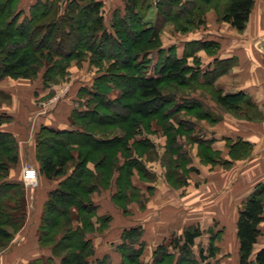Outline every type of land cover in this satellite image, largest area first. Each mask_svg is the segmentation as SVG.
<instances>
[{
    "label": "trees",
    "instance_id": "obj_1",
    "mask_svg": "<svg viewBox=\"0 0 264 264\" xmlns=\"http://www.w3.org/2000/svg\"><path fill=\"white\" fill-rule=\"evenodd\" d=\"M149 2L150 0H125L124 13L114 14L115 20L110 26L113 29L110 31L105 24L101 0H36L22 19L16 0H0V80L5 77L29 79L37 73L35 65L48 63L49 66L44 72L45 82L48 83L55 80L57 64L55 58L65 61V68H59V72L66 74L69 61L72 59L80 62L87 52H91L98 60H102L110 54L107 52L108 46L122 47L127 58H118L119 64L125 68L137 67L142 69L143 73L135 72L127 83L132 93L136 94L132 99L125 102L120 98L112 102L108 98L98 100L100 109H106L105 115L108 116L110 111L104 107V103L110 105V108H113L111 107L113 105L120 107V111L114 113L119 120L111 122L109 119L105 123L116 126L127 121L128 117L134 116L139 119L150 117L160 104L169 100L172 102L162 92V71L166 72L168 79H173L180 86L193 81L204 83L205 77L211 76L214 80L222 73L224 68L218 71L217 65L226 68L230 62L215 60L213 68L202 72L201 75V70L197 66L188 64L185 54L181 57L172 56L170 61L162 63L158 70L159 74H145L146 68L143 66L145 62L140 60L142 54L161 46L159 32L152 28L150 22L144 20ZM157 2L158 5L165 6L163 11L169 15L167 21L173 20L177 26L185 30L189 26L203 23L206 11L214 8L223 21L242 31L253 4V0H157ZM176 3L179 5L177 11L172 12ZM163 11L157 10V15ZM196 43L206 46L207 43L213 42ZM99 80L106 83L104 86L106 89L119 88L114 84V80L106 75L95 80V87L96 81ZM87 92L93 96L100 93L97 88L87 89ZM233 98H244L251 104L250 99L242 92L222 93L217 90L215 95L219 106L238 111L239 105L232 100ZM188 104H185V107L191 106ZM204 113L201 118L206 116ZM97 114H100L98 108L83 111L76 109L73 123L82 129L58 130L52 126L41 125L36 134L35 159L38 163V174L49 180L63 178L55 188L49 190L38 227L40 245L45 247L51 242L54 243L52 255L37 258L28 264H90L89 257L94 255V247L87 234L95 229L93 217L97 211L91 194L99 187H108L115 171H120L123 166L126 167L123 178L132 175L131 158L127 157L129 160L122 165L119 164V155L123 152L120 149L127 146V139L117 135L111 137L96 135L92 130L105 125L93 118ZM76 117L89 118L95 125L89 127L77 123ZM8 119L5 113H0V127ZM209 141L211 140L198 138L202 160L215 163L219 153L210 149ZM226 141L231 159L242 158L252 150V144L242 139H237L236 142L232 139ZM179 155L185 159V154ZM90 161L93 163V169L87 167ZM17 162V140L11 132L0 128V249L6 246L12 233L21 227L25 219L22 185L18 181L8 180L10 169ZM70 163H73L71 171L68 170ZM223 163L228 166L231 162L225 160ZM177 168L182 169L184 173L194 169L185 168L184 160ZM176 175L175 170L168 171L166 179L171 185L186 183V178H178ZM115 181L118 191L124 192L117 191L114 198L122 200L128 193L126 191L129 180L126 178L124 183L120 184L118 175ZM133 189L134 191L128 193L131 198L136 194V188ZM263 211L264 183L261 182L255 185L238 211L236 232L239 241L238 264H264V246L253 255L254 245L261 233L259 224L263 220ZM74 220L78 222L76 226H72ZM108 220V216L99 218L103 227ZM201 232L199 226H189L182 234L161 243L155 254L160 250L162 253H168L167 247L170 245L176 249L179 257L188 259L192 264L195 261L199 262L204 258V253L202 250L199 252L200 260L193 258L192 246ZM59 233L62 236L57 240ZM141 233L142 229L139 226L130 227L123 232L122 241L127 251H122L123 261L119 264L137 263L140 249L143 248L140 242ZM213 254L214 252H209V256ZM163 259L160 261L164 262ZM106 261V258L96 259L95 264H110Z\"/></svg>",
    "mask_w": 264,
    "mask_h": 264
},
{
    "label": "rangeland",
    "instance_id": "obj_2",
    "mask_svg": "<svg viewBox=\"0 0 264 264\" xmlns=\"http://www.w3.org/2000/svg\"><path fill=\"white\" fill-rule=\"evenodd\" d=\"M35 1L36 0H16L17 8L22 13L20 19L29 12L30 6ZM101 2L105 24L108 29L112 31L113 28L111 29L110 26L112 21L115 20L114 14L118 12L119 14L124 13L125 0H101ZM149 3L148 8H146L147 11H145L144 20L145 22H150L152 28L159 32L158 36L161 46L160 48H153V50L148 53L142 54L140 60L145 62L143 65L144 68H146L144 71L145 74L156 75L159 74L158 70L162 63H167L172 56H177L174 52V48L179 45V42L183 38V34L193 30L199 25L189 26V28L185 30L177 26L175 21L170 19L167 21L166 18L169 17V15L163 11L165 6L158 5L157 0H150ZM178 6L179 5L176 3L172 8V12L177 11ZM157 10H161L163 13L157 15ZM205 15L206 13L204 14V21L200 25L205 23ZM155 20L157 21L155 22ZM124 46L125 45H123V47ZM217 51V44L207 43L206 46H201V44L193 42L188 46V52L186 53L187 60L192 66H197L201 70L202 75L203 68L206 71V67L203 66L206 65L208 60H211L208 56L216 54ZM107 52L110 53L109 56H107V54L106 59L102 60H98L91 52H87L86 56L80 62L77 59L70 60L66 69V74L59 72V68H65V61H59L58 58H55V63H57L55 64V80L48 81V83L45 82L44 79V72L49 66L48 63L35 65L34 68L37 70V73L34 77L29 79L11 81L12 84L9 86L0 82V113L5 112L7 114L6 116L9 117L7 122H15L16 127L11 133L18 139L23 137L27 139L32 138L39 124L47 123L51 125V122L55 119H53V117H55V109L60 103L62 104L64 102L68 103L70 109L75 107L71 111L72 117H75L74 113L76 109L83 111L89 108H98L100 114L94 117L92 116L98 123H105L109 119L111 122L119 120L114 113L120 111V107L113 105L111 106L113 108H110V105L104 103V107L110 111V116H108L105 115L106 109H100V102L98 100L108 98L112 102L116 98H120L125 102L126 100L132 99L136 94L132 93L127 83L132 74L135 72L141 74L143 71L137 67H135V69H133V66L132 68L131 66L130 68H125L119 64L118 58H127V54L124 53L122 47L108 46ZM127 62L129 63V61ZM200 64L203 66H200ZM223 68H225L223 65H217L216 67L218 71H221ZM102 75H106V77H110V79L114 80V84H117L119 88L111 90L106 89L104 87L106 83H102L100 80L96 81L97 85L95 87V80ZM162 75V92L165 94V97L171 99L172 102L169 100L170 102L167 101L164 104H160L154 114L148 118L139 119L132 116L128 117L127 121H123V123L116 126L105 123L102 127L92 130L100 137L117 135L127 139V146L121 147L122 149H120L121 152L123 151V155L122 153L119 155V164L122 165L131 158L133 161V167H131L132 175L123 178L126 171L125 166H123L124 168H121L120 171H115L110 186L111 189L115 187L114 189H116V192L119 190L115 181L118 175L120 176V184L124 183L126 178L129 180V186H127L126 192L130 193L134 191L133 187L136 188V194H134V196H136L141 192L139 189L145 192L150 181H157L158 178L160 180L166 179L169 170H175L178 178H186L191 171H195L196 163H199L197 157H200V161L203 162L198 138H203L202 135L205 136L208 126L214 123V119L218 116V114L212 110L214 101L216 102L215 95L217 94L218 88L213 84V78L211 76L205 77L204 83L193 81L180 86L173 79H168L165 71H162ZM96 88L100 91L97 96H93L87 92V89L95 90ZM127 92L129 95H125ZM55 95H57V102L53 100ZM232 100L236 101L239 105L238 110H244V108L246 109V107L249 106L244 98H233ZM185 104L191 106L185 107ZM203 113L206 114V116L201 118ZM246 115L255 117L258 115V112L250 108L247 110ZM122 116L124 115H121V117ZM75 120H77V123H83V125L89 127H94L95 125V122L91 123L92 121L89 118L76 117ZM34 139L36 142L37 135ZM208 140H211L209 141L210 149L218 152L214 146L218 148L219 145L216 144L213 146L215 140L212 137ZM28 143L23 145L22 148H26ZM253 148L254 145L252 144V150ZM203 150L202 153L204 152ZM73 153L76 154V151ZM180 153L185 154V159L180 157ZM249 154L250 152L241 159H245ZM24 155L27 156V152ZM183 160L185 168L194 169L184 173L182 169L177 168L179 163L183 162ZM247 160H250V158ZM250 161H244L243 164L248 166L246 172L248 174H253L255 169L253 170V163ZM262 162H264V160ZM26 163H29V165L31 164L38 170V165H36L38 163L35 161L31 159L28 160L27 158ZM203 163L206 165L212 164L211 162ZM72 167L73 163H70L68 170L71 171ZM87 167L93 168V163L91 161L88 162ZM62 178L63 177H58L57 180H61ZM53 180L54 182H51L49 186L50 190L55 188V179ZM18 182L21 183L23 190H25L23 181L20 180ZM176 184H173V186H179ZM39 187L40 183L38 180L36 188H26L36 195ZM111 189L109 188L107 191L101 190L95 195L98 199L95 200L94 203L98 211H103L105 209V214L112 212L109 206V203H111L109 197L112 198L116 192L112 193ZM128 193H126L122 201L129 202L130 199H132L131 195ZM105 199H107L108 202ZM101 207H103L102 210ZM103 217L105 216L97 215L96 211V215L93 217L95 229L87 234L88 237L92 235V238H94L96 248V250H94L95 255L89 257V263L95 264V256L109 251L110 253L103 255L101 259L106 258V262L110 264H119L123 261L122 251H127V248H125L126 246L123 245V241L121 240L122 235L126 227H131L133 225L132 221L130 222V220L125 219L124 222H122L121 220V224L118 221H112L108 227L107 224L103 227L99 221V218ZM77 224L78 222L74 220L72 226H76ZM194 225L196 224L193 223L183 227L181 232L180 230L169 232L157 244L146 243V245L140 249L141 252L137 257L138 261L136 264H192L188 259L179 257L175 251L176 249L172 248L170 245L167 247L168 253H162V250L158 251L157 254H155V252L161 243H166L165 241L167 239L170 240V238L182 234L185 228ZM103 229L106 230L103 231ZM121 229H123V231L121 232L120 238L119 233ZM201 230V235L195 239L194 245L192 246L193 258H199L200 260L199 252L202 250L204 258L199 261L201 264H238L235 262V242L223 241L221 234L214 233L215 229L212 225ZM61 236V233L57 234L56 239L59 240ZM53 242H55V240ZM52 244L54 243L51 242L45 246L49 249L51 254L53 252ZM226 250H228L227 254L225 253ZM210 251L214 252L212 256H209ZM162 259L164 262L160 261ZM199 262L195 261L193 264H199Z\"/></svg>",
    "mask_w": 264,
    "mask_h": 264
},
{
    "label": "crops",
    "instance_id": "obj_3",
    "mask_svg": "<svg viewBox=\"0 0 264 264\" xmlns=\"http://www.w3.org/2000/svg\"><path fill=\"white\" fill-rule=\"evenodd\" d=\"M198 41H211L218 45L217 53L208 56L211 60H208L205 66L200 64L206 67V70L213 68L215 60L230 62L213 80V84L222 93L245 94L251 102L248 107L257 111L258 115L255 117L246 115L247 110L250 109L248 107L234 111L221 107L214 101L212 110L218 114V119L208 126L205 136H202L208 139L212 137L215 140L213 146L219 145L218 148L214 146L219 153L215 163L206 165L200 161V157H197L199 163H196L195 171H191L186 176L185 184L175 187L165 178L164 180L158 178L157 181H150L145 192L139 189L141 192L129 202L121 199L117 201L114 196L109 197L112 212L105 214V209L98 211L97 208V215L109 217L106 222L107 227L112 221L121 224V220L124 222L125 219L132 221L131 227L140 226L142 247L146 243L157 244L169 232L178 230L181 232L183 227L189 224L194 223L200 229L212 225L215 229L214 233L221 234L223 241L235 242V262L238 263L239 241L236 233L238 211L254 186L264 183V162H262L264 160V0H253L246 26L242 31L223 21L219 13L214 8H210L206 11L205 23L184 33L179 45L172 47L176 55L181 57L188 52V46ZM188 64L192 65L189 61ZM204 71L203 68L202 72ZM20 79L26 80L5 77L0 82L9 86L12 84L11 81ZM56 96L53 97L55 102L58 101ZM74 108L70 109L67 102L60 103L55 109V117H53L55 119L51 125L39 124L32 138L18 139L15 136L18 144V162L10 169L8 180H22V170L27 165V158L36 162L34 138L41 125L52 126L58 130L81 129L73 123L71 111ZM12 123L5 122L0 128L13 132L16 126L15 122ZM227 139L233 141L242 139L253 144L254 148L245 159H231ZM27 143L28 146L22 148ZM26 152L27 156L24 155ZM248 158L251 161L247 160ZM225 160H229L230 165L225 166L223 163ZM244 161L253 163V170L255 169L253 174L246 172L248 166L243 164ZM38 180L40 187L36 195L26 187L23 190L25 219L21 227L12 233L6 246L0 249V264H28L37 258L52 255L47 247L40 245L38 227L44 202L50 190L49 186L54 180H49L43 175H39ZM58 182L59 180L55 179V187ZM109 188L111 189L110 185L99 187L91 194L92 200L95 202L98 199L95 195ZM114 188L111 189L112 193L116 192ZM105 200L108 202L107 199ZM128 228L130 227H126ZM259 228L261 233L254 245L253 255L264 246V211ZM122 231L123 229L119 233L120 238ZM89 237L96 250L94 238L92 235ZM107 253L110 252L106 251L95 256V260ZM225 253L227 254L228 250Z\"/></svg>",
    "mask_w": 264,
    "mask_h": 264
},
{
    "label": "built area",
    "instance_id": "obj_4",
    "mask_svg": "<svg viewBox=\"0 0 264 264\" xmlns=\"http://www.w3.org/2000/svg\"><path fill=\"white\" fill-rule=\"evenodd\" d=\"M22 173V181L25 187L36 188L38 185L39 177L37 168L32 166L31 164H27L23 167Z\"/></svg>",
    "mask_w": 264,
    "mask_h": 264
}]
</instances>
